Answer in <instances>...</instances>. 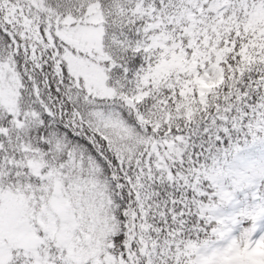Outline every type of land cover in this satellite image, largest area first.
Wrapping results in <instances>:
<instances>
[{
    "label": "snow or ice",
    "instance_id": "6c2138e0",
    "mask_svg": "<svg viewBox=\"0 0 264 264\" xmlns=\"http://www.w3.org/2000/svg\"><path fill=\"white\" fill-rule=\"evenodd\" d=\"M0 264H264V0H0Z\"/></svg>",
    "mask_w": 264,
    "mask_h": 264
}]
</instances>
